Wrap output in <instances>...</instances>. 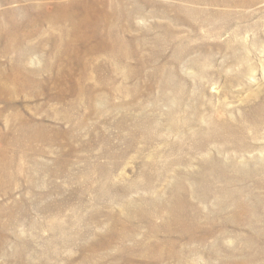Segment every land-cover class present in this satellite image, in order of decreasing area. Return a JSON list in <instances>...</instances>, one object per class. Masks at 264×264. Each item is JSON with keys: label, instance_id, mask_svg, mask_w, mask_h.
<instances>
[{"label": "rangeland", "instance_id": "rangeland-1", "mask_svg": "<svg viewBox=\"0 0 264 264\" xmlns=\"http://www.w3.org/2000/svg\"><path fill=\"white\" fill-rule=\"evenodd\" d=\"M0 150V264H264V0H0Z\"/></svg>", "mask_w": 264, "mask_h": 264}, {"label": "bare ground", "instance_id": "bare-ground-1", "mask_svg": "<svg viewBox=\"0 0 264 264\" xmlns=\"http://www.w3.org/2000/svg\"><path fill=\"white\" fill-rule=\"evenodd\" d=\"M57 8V7H56ZM59 9H60V6H59ZM58 9V10H59ZM56 10V9H55ZM65 12H66V10H65ZM59 13V12H58ZM63 14H65V13H63ZM61 15V14H60ZM91 15V14H90ZM94 17V16H93ZM92 23V20L88 17V11L87 10H85L84 11V13L80 16V18H79V20H78V22H77V24H76V27L77 28H80V29H82L83 30V32H85L84 31V28L87 26V25H89V24H91ZM90 28V27H89ZM81 30V31H82ZM104 33L105 32V29H102L101 31H100V33ZM110 32V30L107 32V35H109L110 37H111V34L109 33ZM109 33V34H108ZM79 38H81V37H79ZM108 42L107 41H103L102 43H101V47H108V48H110L111 46H110V43L109 44H107ZM115 43L116 42H114L113 43V46H112V49L114 48V46H116L115 45ZM12 80V79H11ZM63 80H64V76L61 74V76H60V82H63ZM81 82H83V85H84V82H85V80L83 79V80H80V79H78V81H73L72 79H68V83H69V85L67 86V91H70V88L72 87V92H74L75 94H82L83 93V91H84V89L82 88V86H80L81 85ZM85 88V87H84ZM1 90H5V87L2 85V87H1ZM88 91H89V93H86V95H87V97H92L93 96V91H94V87H91V88H89L88 89ZM7 92V91H6ZM10 117V116H9ZM8 117V118H9ZM7 118V119H8ZM15 119V118H14ZM11 122V121H10ZM6 123V122H5ZM12 124V123H11ZM8 125V124H7ZM13 125V124H12ZM6 126V125H5ZM22 126V125H21ZM21 126H18V127H21ZM13 127V126H12ZM12 127H11V129H10V131L12 130ZM6 128H7V126H6ZM27 128V127H26ZM21 129H23L22 127H21ZM14 131H15V129H14ZM18 132V131H17ZM12 133H13V131H12ZM20 133V132H19ZM11 137V136H10ZM36 137V134H35V136L34 135H32V137H29L30 138V140L31 139H34ZM16 138V137H15ZM7 139V138H6ZM9 140V139H8ZM36 140V139H35ZM5 141V140H4ZM8 142V141H7ZM11 142V139H10V141H9V143ZM14 142V141H13ZM30 148V147H29ZM1 151V150H0ZM1 157H2V151L0 152V159H1ZM12 162V161H11ZM2 163V162H1ZM0 163V185H1V182L3 181V177L5 176L4 174H3V172H4V169H5V167L7 166L5 163L6 162H3V164H5V167L4 166H2L3 164H1ZM8 163V162H7ZM9 166V165H8ZM15 178H17V176L16 175H14L13 176V178H12V180L13 179H15ZM9 179H11V177L9 178ZM12 182V181H11ZM5 183V182H4ZM1 187V186H0ZM14 191H15V187L14 186H12V187H10L9 189H8V191L5 193V195L6 194H8L10 197L13 195V193H14Z\"/></svg>", "mask_w": 264, "mask_h": 264}]
</instances>
